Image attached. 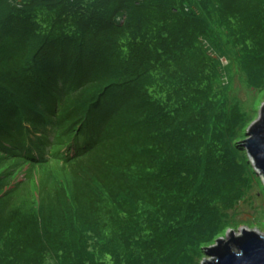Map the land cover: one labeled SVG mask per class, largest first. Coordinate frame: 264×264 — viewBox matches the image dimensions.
Segmentation results:
<instances>
[{"label":"trees","instance_id":"obj_1","mask_svg":"<svg viewBox=\"0 0 264 264\" xmlns=\"http://www.w3.org/2000/svg\"><path fill=\"white\" fill-rule=\"evenodd\" d=\"M262 21L261 0H0V264H146L150 242L196 264L231 225L179 237L223 92L199 39L264 62ZM52 162L67 177L47 198L2 211L15 170Z\"/></svg>","mask_w":264,"mask_h":264},{"label":"rangeland","instance_id":"obj_2","mask_svg":"<svg viewBox=\"0 0 264 264\" xmlns=\"http://www.w3.org/2000/svg\"><path fill=\"white\" fill-rule=\"evenodd\" d=\"M227 15L230 14H224V18ZM257 25L259 28L255 27L251 32L255 33L257 29L258 33L264 31L263 21ZM222 35H225L223 31ZM199 40L208 51V56L216 60L222 69L221 87L223 92L222 97L216 101L218 113L212 120L206 145L207 150L210 148H215V150L213 153L209 152L206 155L200 154L201 159L204 157L202 161L203 170L206 174H212V178L207 184L210 189L205 190L207 192L206 197H202L200 191L207 187L205 186L206 179L204 182L196 181V184L199 185L196 191L199 193L200 199L196 200L191 195V203L186 204L188 216L185 217L184 223L180 226L179 237L184 238L182 234L188 232L186 240H189V236L192 234L215 225L217 222H226L227 226L231 224L229 229L218 237L219 239L203 248L204 252L201 253L203 257L201 259L198 257L196 261V264H208L213 261L209 255V250L218 247V241L228 243L231 240L232 233L235 239L241 238L244 231L264 236V179L256 170L244 146V143L249 139L248 131L258 123L264 109V62L252 57L251 59L245 58L242 60L237 54L238 52L241 54L242 49L240 51L238 47L234 51L231 49L227 52L229 56L220 57L214 52L207 40L204 38ZM226 41L219 40L223 44ZM258 42L264 49V33L261 34ZM251 80L254 81L251 83ZM8 153L12 154L10 151ZM63 154L65 156L66 152L64 151ZM0 167L2 175L4 172L11 173L13 170L6 164H1ZM196 171H198V166H192L190 172L194 173ZM66 173L67 171L62 168V164L57 162H52L51 166L45 170H34L28 165L19 171L15 170V173L12 174L14 178L1 194L2 197L4 192L9 193L6 199H3L5 201L1 206L2 211H5L4 209H7L12 201L31 205V203H28L31 194L36 197L37 201H39L38 195L41 192L47 198L54 188L51 175L66 178ZM228 183L232 184V187L229 191H223L225 190L223 188L224 184ZM184 185L191 187L193 182L186 181ZM235 189L237 193L233 206L222 203L225 207L221 209L214 208L217 202L210 199L209 193H212V197L225 200L232 195ZM185 203H183V208H185ZM150 241H153V239ZM162 244L164 247L159 249L154 242H150L151 250L148 249L144 260L146 264H150V261L157 264H162L163 261V264H167L168 260H165L163 254L170 247L176 253L178 247L174 246V242L167 244L162 242ZM188 260L190 262V257ZM142 261L140 254L138 257L139 264ZM111 262L121 264L119 259H112ZM194 263L195 261L192 259L190 264Z\"/></svg>","mask_w":264,"mask_h":264},{"label":"water","instance_id":"obj_3","mask_svg":"<svg viewBox=\"0 0 264 264\" xmlns=\"http://www.w3.org/2000/svg\"><path fill=\"white\" fill-rule=\"evenodd\" d=\"M244 143L257 171L264 179V109L261 117L248 131ZM242 237L231 242L218 241V247L209 250L213 261L208 264H264V236L244 231Z\"/></svg>","mask_w":264,"mask_h":264}]
</instances>
